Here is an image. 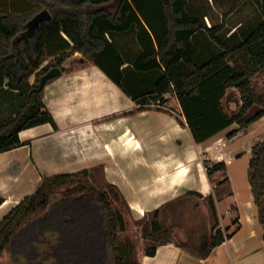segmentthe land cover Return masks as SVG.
<instances>
[{
  "label": "trees",
  "instance_id": "trees-1",
  "mask_svg": "<svg viewBox=\"0 0 264 264\" xmlns=\"http://www.w3.org/2000/svg\"><path fill=\"white\" fill-rule=\"evenodd\" d=\"M247 1L256 6L259 20L242 34L235 30L226 37L217 35L216 26H206L202 17L190 14L188 0H0V152L21 143L22 129L47 122L57 127L43 102L44 88H36L40 75L52 66L61 67L75 52L81 53L75 61L90 59L124 94L142 103L141 110L173 93L196 143L232 123L238 127L226 137L237 134L264 115V96L253 84L264 73V0ZM42 10L49 16L28 29V22ZM130 30L139 45L132 60L113 39L115 32ZM204 31L223 47L210 57L199 54L209 49L198 45L197 37ZM209 39L204 41L211 46ZM232 87L242 103L229 114L221 98ZM255 104L261 108L248 116ZM226 166L214 163L208 174L226 171ZM80 173L86 176L89 169L42 176L38 189L0 220V256L7 250L14 264H140L134 242L119 236L125 229L124 216L108 190L76 183L72 178ZM247 179L264 224V138L252 147ZM62 186V197L53 200ZM110 186L113 198H123L117 185ZM183 195L201 196L194 190ZM163 208L145 212L141 220L143 235L156 243L146 254L173 239L172 226L159 217ZM208 211L211 232L203 256L231 236L218 227L212 196ZM181 243L187 246L186 241Z\"/></svg>",
  "mask_w": 264,
  "mask_h": 264
},
{
  "label": "crops",
  "instance_id": "crops-1",
  "mask_svg": "<svg viewBox=\"0 0 264 264\" xmlns=\"http://www.w3.org/2000/svg\"><path fill=\"white\" fill-rule=\"evenodd\" d=\"M240 25L236 23L222 35L229 36L235 30L241 29ZM126 33L128 32L113 34V39L123 55L122 44L126 43ZM133 36L138 44L135 33ZM228 91L229 88L221 98V103L225 111L231 114L224 103ZM121 94L120 87L96 65L62 70L59 76L46 83L42 99L57 127L54 128L47 122L22 129L18 134L21 143L0 152V197L3 199L0 204V220L24 196L38 189L43 175L103 166V172L109 178L111 169L107 166L117 165L108 162L107 156L138 151L137 158L139 163L144 164L145 173H133L137 167L136 170L130 169L129 173L128 169L119 168L128 173L126 175L130 180L129 184L134 188V192L128 191L130 196L127 198L133 211L144 215L145 212L159 208L171 199L194 198L195 195L184 196L183 193L188 190L201 192L203 184L207 181L217 210L218 227L224 235H231L212 253L203 256V244L201 250L178 246L179 242L187 239L182 235L175 239L179 234L175 230L173 239L157 246L154 254H141L140 264H264L263 226L257 220L247 179L250 154H239L254 138L255 132L251 133L252 129H248L227 139V131L235 124L232 123L206 140L196 143L176 99L175 114L157 110L166 123L164 131L147 132L143 137L144 141L128 126L111 133L108 128L114 126V122L106 121V118L120 112L121 104L116 97L120 98ZM127 137H131L128 144ZM220 138L224 142L222 148L218 146ZM236 138V145L227 149ZM136 141L137 147L134 146ZM145 150L150 155L147 156ZM204 152L211 155L220 152L226 161V171L218 170L211 174L212 178L220 175L221 178L216 182L210 181L208 176L207 180L203 181L201 168H196ZM237 155L240 156L236 158ZM181 169L182 172L176 174ZM118 174L116 169L113 170V178L110 181L127 197L123 190L124 182L117 181L123 175L119 174L118 178ZM149 181L151 186L144 191ZM207 214L210 221L208 210Z\"/></svg>",
  "mask_w": 264,
  "mask_h": 264
},
{
  "label": "rangeland",
  "instance_id": "rangeland-1",
  "mask_svg": "<svg viewBox=\"0 0 264 264\" xmlns=\"http://www.w3.org/2000/svg\"><path fill=\"white\" fill-rule=\"evenodd\" d=\"M187 11L190 14L202 17L206 23V26H216V28H218L219 30L217 32V35L225 34L226 31L230 30L232 26L236 23L241 24V29H239V33L242 34V32L245 31L250 26V24H255L259 19V14L256 6L251 3H247V0H188ZM133 32L134 31L130 30L128 33H126L127 35L124 36L126 43L124 42V44H122L124 45L123 53L126 58H128V60H132L139 51V46L134 40ZM202 34H199L197 37V41L199 42L198 45L200 43L202 45L204 44L203 47L206 46V48L209 49L203 50L199 52V54L207 55L210 57V53L213 52L214 54L222 50L223 47L220 43H217L214 39H209L211 37L208 32L204 31ZM205 39H207V41L208 39L212 40V45L210 46L209 43L205 42ZM75 54L77 53L75 52L73 55ZM47 62L48 60H46L44 64H46ZM69 65L73 69L74 67H88L94 64H92L91 60L87 58L84 59L83 63H78L72 56L63 61L61 67L65 69ZM30 80L31 82L34 81V75L31 76ZM253 84L258 87L259 92L264 96V73L255 77L253 80ZM45 85L43 86V88L45 87ZM164 96L165 99L162 102L153 101L150 102L148 105H144L143 108H145L146 111L142 112L141 110H139V106L142 105V103L138 104L135 101H132L122 91L120 98L116 97L121 104L120 112L112 114L110 117L106 118V121L114 122V126L108 129L111 133H116L128 126L130 129H132L133 133L139 138H141L143 141V137L146 136L147 132H157L159 130L164 131L166 129V123L162 119V117L158 115L157 110L164 111L170 114H175L177 112L175 95L173 93H167ZM224 103L226 105L225 107L230 113H236L239 110L242 101L240 93L236 88H229L227 98L225 99ZM260 108V105L255 104L253 108H251V110L247 113V115L250 116L254 114V112ZM237 127L238 124L235 123L233 127L229 129V131ZM248 129H252L251 133L255 132L253 133L254 138L248 143L246 147L241 149V151H243L239 152L240 155L250 154L251 156V150L254 144L264 138V115L252 121L248 125V127L238 131V133H243ZM237 134L233 135L232 137H227V139L233 138ZM222 140V138L218 140V146L220 148L223 147L222 144L224 145V142H222ZM233 142L232 144L230 143V145L227 146V149H232L233 146L236 145L237 138ZM145 151L147 156L150 155L147 150ZM137 152L135 153L133 151L131 153L126 152L122 155L117 154L107 156L106 160L108 162L111 161L112 163H115V165H117L116 167L107 166L111 169V175L109 178L105 176L103 172V166H90L88 167V175L84 176L80 173L78 176L73 177L72 179L76 183L85 181L87 183L97 186L98 188L108 190L109 197L112 200L114 207L117 208L124 216L125 229L124 231H121L119 233V236L121 238L128 237L134 242L137 250V257L140 261L139 258L141 254L145 253L148 247H151L156 243L155 241L151 240V238H148L147 236L143 235L141 220L144 215H140L139 213L133 211L127 201L128 196H130L128 194V191L132 190V192H134V188L133 186H130V180L127 178L126 174L130 172V169L136 170V167L138 169L133 173H138L140 175H142V173H145V166L144 164H141V162L139 163L137 158ZM240 155H237L236 158ZM218 162L226 163L225 159L223 158L220 152L213 155L208 152L202 153L201 161L199 162L198 166H196V168H201L200 173L203 181L207 180V176L210 181L212 180L214 182L221 178L220 175L218 177L215 176L212 178L211 175L208 174V168H210V166H212L214 163ZM120 167L128 169V173H125L124 170H120ZM115 169L117 172H119V174L123 175V177H120V179H117V181L124 182L123 190H125V194L127 197H125L124 193H122L119 189L124 199L113 198L114 191L110 186V184L112 183L110 180H112L113 178L112 174L113 170ZM119 174L117 175L118 178ZM150 181H152V179ZM150 181L148 182L146 187H144V191H147V189L150 188ZM206 182L202 186V191L200 192L201 196H196L199 199H196V197L189 199H171L169 202L163 203L159 207L162 209L164 207V204H167V206L163 208L159 217L165 224L171 225L173 231L176 230V233L179 232V234L176 235L175 239H179L180 235L184 236L187 239V246H183L181 245L182 243L179 242L178 246L180 247L201 250L202 244L204 245L206 239H208V236L211 232V220H208L207 214L208 199L211 194L209 185ZM64 187L65 186H62L56 189L53 195V200H57L62 197V190ZM221 194L223 195V193ZM124 201H126L127 204H125ZM255 210L257 212V220L259 221V223L262 224L264 232V224L259 220L256 205ZM0 264H14L7 250H5L0 256Z\"/></svg>",
  "mask_w": 264,
  "mask_h": 264
},
{
  "label": "water",
  "instance_id": "water-1",
  "mask_svg": "<svg viewBox=\"0 0 264 264\" xmlns=\"http://www.w3.org/2000/svg\"><path fill=\"white\" fill-rule=\"evenodd\" d=\"M49 13L47 10H42L41 12H39L36 16H34L29 22H28V29H32L37 22L44 18V17H48ZM74 58H79L81 57V54H75L73 55ZM62 72V68L59 66H52L51 68H49L45 73H43L40 77H39V86L36 88L38 90L42 89L43 86L46 84V82L51 79L54 78L56 76H59ZM1 135V133H0Z\"/></svg>",
  "mask_w": 264,
  "mask_h": 264
},
{
  "label": "bare ground",
  "instance_id": "bare-ground-1",
  "mask_svg": "<svg viewBox=\"0 0 264 264\" xmlns=\"http://www.w3.org/2000/svg\"><path fill=\"white\" fill-rule=\"evenodd\" d=\"M127 136V135H126ZM131 139V137H127V144H128V141ZM132 140H133V138H132ZM133 142V141H132ZM126 144V145H127ZM130 145V144H129ZM135 147H137L138 146V143H137V141L135 142V145H134ZM133 147V146H132ZM130 149V148H129ZM187 158V157H186ZM184 160H185V158H184ZM178 162V161H177ZM185 164V163H184ZM186 165V164H185ZM189 167V166H188ZM172 168V167H171ZM182 168V167H181ZM173 169V168H172ZM170 170V169H169ZM176 170V169H175ZM184 170H186V169H184ZM180 172H182V169L181 170H178L177 172H176V174H179ZM187 173V172H186ZM168 174V173H167ZM170 174V173H169ZM187 176V175H186ZM161 177V176H160ZM159 177V178H160ZM181 177H182V175H181ZM183 178V177H182ZM180 183H181V181H180ZM140 204V203H139ZM134 209V208H133ZM141 212V211H140Z\"/></svg>",
  "mask_w": 264,
  "mask_h": 264
}]
</instances>
